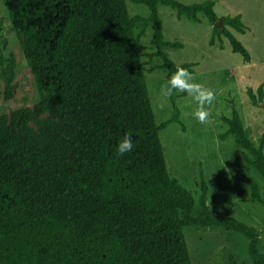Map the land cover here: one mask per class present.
<instances>
[{
    "label": "trees",
    "instance_id": "trees-1",
    "mask_svg": "<svg viewBox=\"0 0 264 264\" xmlns=\"http://www.w3.org/2000/svg\"><path fill=\"white\" fill-rule=\"evenodd\" d=\"M2 1L39 99L0 114V264H192L184 233L191 224L242 233L252 264H264L255 225L213 212L203 177L195 213L193 193L170 174L160 130L181 121L177 94L169 98L173 115L157 122L135 34L137 23H151L149 55L161 58L167 81L177 66L193 72L195 63L169 57L166 48L183 43L165 39L160 5L193 22L204 13L212 24L210 44L224 35L250 62L230 29L246 32L241 14L219 16L214 0H134L147 6V16L131 14L126 0ZM15 69L14 55L1 47L6 96ZM247 95L253 104L263 100L264 82L248 86ZM222 118L227 128L219 137L231 135L264 176V137L254 143L236 107ZM128 132L133 151L119 156L116 146ZM249 182L251 198L264 204L258 181ZM229 264L241 263L230 254Z\"/></svg>",
    "mask_w": 264,
    "mask_h": 264
},
{
    "label": "rangeland",
    "instance_id": "rangeland-1",
    "mask_svg": "<svg viewBox=\"0 0 264 264\" xmlns=\"http://www.w3.org/2000/svg\"><path fill=\"white\" fill-rule=\"evenodd\" d=\"M181 1L188 3L202 0ZM214 1V8L219 16L241 14L242 20L248 26L246 32L241 33L231 27L230 29L250 51L251 61L247 62L240 53L233 52L228 38L224 35L221 40L215 36L214 44H210L212 24L204 13L200 12V20L193 22L185 17L179 18L174 8L160 5L158 11L164 25L165 39L183 43L179 48H166L169 57L177 63L194 62L192 73L196 82L214 89L216 94L209 109V120L206 124H201L193 115L197 107L195 101L186 93H176L181 121L168 122L160 130V138L170 174L177 177L194 195L195 213L200 210L198 201L203 177L208 185L207 202L213 212L231 215L255 225L259 231V248L264 252V204L251 198L249 182L250 177L258 181L264 198V176L248 163L243 149L235 143L231 135L225 139L219 137L227 128L222 116L230 115L233 107L239 110L248 135L256 145L264 137V98L253 104L247 95L248 86L256 89L264 82V0ZM126 2L131 14L148 15L145 4L134 0ZM135 34L138 35V47L145 62L146 82L153 100V110L157 122L160 123L170 119L174 113L170 99L165 100L160 95V87L166 82L167 70L161 65L159 56L149 55L154 52L151 23H137ZM1 47L4 48L6 56L12 53L16 60L10 96H6L5 84L0 78V114L9 115L18 108L32 107L39 96L30 65L2 0ZM29 126L33 132L41 134L37 120L29 121ZM165 143L168 144L167 147ZM171 154L174 156L171 157ZM184 233L192 264H229L230 254H234L241 264H252L247 248L248 239L238 231L216 225L191 224L184 226Z\"/></svg>",
    "mask_w": 264,
    "mask_h": 264
},
{
    "label": "clouds",
    "instance_id": "clouds-1",
    "mask_svg": "<svg viewBox=\"0 0 264 264\" xmlns=\"http://www.w3.org/2000/svg\"><path fill=\"white\" fill-rule=\"evenodd\" d=\"M176 93H186L191 97L197 107L194 112L195 119L206 124L210 117V106L216 98L215 90L196 82L195 75L188 69L177 66L175 72L160 87V95L165 100L171 98ZM164 105L162 104L161 107ZM134 143L132 134L125 133L116 146V153L124 156L126 153L133 151Z\"/></svg>",
    "mask_w": 264,
    "mask_h": 264
},
{
    "label": "bare ground",
    "instance_id": "bare-ground-1",
    "mask_svg": "<svg viewBox=\"0 0 264 264\" xmlns=\"http://www.w3.org/2000/svg\"><path fill=\"white\" fill-rule=\"evenodd\" d=\"M149 81V80H148ZM150 83V82H149ZM150 88V87H149ZM151 90H152V87L150 88ZM149 89V90H150ZM150 95H151V93H150ZM155 96V95H154ZM156 100V99H155ZM151 101H153V100H151ZM158 102V101H157ZM159 104V103H158ZM158 108V107H157ZM157 114V113H156ZM162 116V115H161ZM175 127V126H174ZM173 129V128H172ZM174 134V133H173ZM178 133H176V135H177ZM175 138L177 137V136H174ZM178 137H179V134H178ZM175 138H173V140L175 139ZM180 139H181V137H180ZM163 140H165V139H163ZM167 140V139H166ZM176 140V139H175ZM174 140V141H175ZM178 141H180L179 139H177ZM171 141V140H170ZM171 142H173V141H171ZM176 142V141H175ZM166 143H167V141H166ZM165 143V144H166ZM177 143V142H176ZM167 145L168 144H166V146L165 147H167ZM171 145V144H170ZM173 145V144H172ZM178 145V144H177ZM175 146V145H174ZM170 147V146H169ZM173 147V146H172ZM177 147V146H176ZM174 148V147H173ZM175 149V148H174ZM171 150H172V148H171ZM169 151V150H168ZM175 151V150H174ZM172 155L174 156V154H171V157H172ZM168 157V156H167ZM168 159V158H167ZM173 160V159H172Z\"/></svg>",
    "mask_w": 264,
    "mask_h": 264
},
{
    "label": "water",
    "instance_id": "water-1",
    "mask_svg": "<svg viewBox=\"0 0 264 264\" xmlns=\"http://www.w3.org/2000/svg\"><path fill=\"white\" fill-rule=\"evenodd\" d=\"M222 20H223L222 18L217 19V23L219 24L220 27H222V24H221Z\"/></svg>",
    "mask_w": 264,
    "mask_h": 264
}]
</instances>
